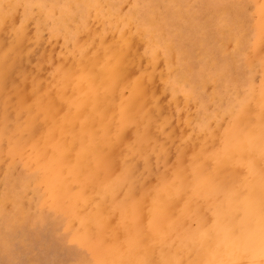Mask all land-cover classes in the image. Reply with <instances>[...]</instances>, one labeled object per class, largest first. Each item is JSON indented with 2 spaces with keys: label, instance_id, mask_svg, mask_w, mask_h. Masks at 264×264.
Masks as SVG:
<instances>
[{
  "label": "rangeland",
  "instance_id": "1",
  "mask_svg": "<svg viewBox=\"0 0 264 264\" xmlns=\"http://www.w3.org/2000/svg\"><path fill=\"white\" fill-rule=\"evenodd\" d=\"M6 1L0 0L3 3ZM15 1L12 13L16 15L17 23L28 17L30 34L34 39L39 37L44 52H51L43 73L52 76L65 46L59 33L51 34L49 28L60 17H65L73 28L80 21V11L85 9V4L77 2L78 9L74 0ZM111 3L124 13L132 14L141 23L154 21L157 41L166 62L174 59L175 78L174 75L171 77L169 85L178 91L180 101L171 106L174 115L171 127L176 132L182 127L189 132L193 128H206L210 121L215 120L221 122L224 128L229 120V110L238 109L242 102L249 101L247 98L252 95L253 88L263 85L264 55L257 56L255 49L261 47L264 53V32L260 45H257L264 29L261 19L264 0H111ZM68 9L75 10L71 18L65 15ZM79 37L75 34L70 41H76ZM167 42L171 44L170 47ZM25 62L23 58L13 63L14 72L8 75L5 85L8 91H11L12 85L37 75L36 69L30 74L20 71V66ZM66 94L69 96L58 102L60 111L66 108L67 100L78 98L70 84L66 87ZM166 94L168 99L169 94ZM15 106L14 97L5 103L0 96V264H119L125 258V250L109 247L112 235L106 230V220L96 215L82 214L86 219L84 221L74 211L77 199L89 196L87 183L92 181L97 185L96 195L108 200L112 213L110 218L114 223L140 225L145 241L165 246L173 241L177 243L173 247L185 248L187 252L180 257L179 264L195 260L199 251L202 252L204 264H235L232 259L226 263L219 261L223 251L218 248L230 244L231 240L218 223L219 209L215 210L213 205L200 203L198 215L195 218L190 216L187 224L176 227L161 226L153 218L152 205L157 203L163 189L172 186L182 199L184 196L181 193L195 186V168L190 165L191 152L180 155L177 151L179 134L170 132L168 128L166 131L173 136V143H167L169 150L166 152L150 151L153 153L151 161L140 155L138 150L134 155L136 160L133 156H125L123 160L120 155L113 154L104 178L97 179L89 169H82L80 177L86 182H82L74 172V179L69 181L67 172L52 175L57 163V149L54 148L58 140L64 138L65 128L57 125L56 135L49 136L45 143L42 138L45 136L43 125L39 123L26 128V114L24 111L17 113ZM112 114V110L107 111V118L110 119ZM186 119L191 122L189 126H185ZM98 124L95 122L93 127L96 139L103 132L102 125ZM135 127L134 123L128 124V130L124 133L125 138L128 136L127 141L138 143L145 137L150 143L149 150H154L151 145L156 144L157 139L155 124L149 130H142V133ZM216 147L213 145L212 149ZM263 151L260 149L259 155L264 160ZM211 165V162H207L205 168ZM261 175L264 177L263 168ZM209 193L216 202L222 199L216 190ZM138 194L144 196L140 206L137 204ZM78 219L81 220L76 223ZM73 221L75 226L71 224ZM118 230L116 236L122 241L127 229L123 226ZM203 237L210 242V249L201 246ZM239 264L247 263L242 260Z\"/></svg>",
  "mask_w": 264,
  "mask_h": 264
},
{
  "label": "bare ground",
  "instance_id": "2",
  "mask_svg": "<svg viewBox=\"0 0 264 264\" xmlns=\"http://www.w3.org/2000/svg\"><path fill=\"white\" fill-rule=\"evenodd\" d=\"M77 2L84 3L85 9L80 11V21L73 28L65 17H60L49 28V33H59L65 46L52 76L43 73L51 52H44L39 37L34 39L30 34L28 17L18 24L16 15L12 13L16 1L0 2V96L5 103L14 97L17 113L24 111L26 114V121L22 118L26 128L39 123L43 125L45 136L41 137L44 142L49 136L56 135L57 125L65 128L64 138L58 140L54 148L57 149V163L52 175L67 172L69 181H72L74 174L80 177L82 169H89L97 179H102L113 154L120 155L122 159L133 156L136 160V150L151 161L153 151L166 152L169 150L167 143H173V136L166 131L169 128L170 132L179 134V154L191 152L190 165L195 168V186L190 190L186 188L181 193L184 197L180 199L172 186L165 185L157 203L152 205L153 218L161 226L176 227L185 224L190 216H197L200 203L213 205L215 210L219 209L218 223L231 240L230 244L218 248L223 251L219 261L226 263L232 259L235 264L242 260L247 264H264V177L261 175L264 160L259 155L260 149H264V82L260 88H253L252 95L247 98L249 101L242 102L238 109L229 110V120L224 128L221 122L215 120L210 121L206 128H193L189 132L182 127L176 132L171 127L174 118L171 106L180 101L178 91L169 85L171 77L174 75L175 78L172 63L175 61L172 58V62H166L157 41L155 22L145 24L137 21L132 14L124 13L112 4L111 0H74L79 9ZM73 10L68 9L66 17L71 18ZM261 13L264 22V6ZM261 31L258 46L264 29ZM75 34L80 37L71 42ZM166 44L171 46L169 42ZM255 52L257 56L264 55L261 47H257ZM23 58L26 62L25 65L22 63L20 71L30 74L36 69L37 75L12 85L11 91H8L5 85L8 75L14 72L13 63ZM69 84L78 98L67 100L66 108L60 111L58 102L69 96L66 94ZM166 93L169 94L168 99ZM109 110L113 111L110 119L107 118ZM95 122L103 127L101 137L96 135L98 139L93 133ZM129 123H134L140 133L155 124L157 139L156 144L151 145L154 150H149L150 143L145 137L138 143L127 141L128 136L125 138L124 133ZM184 123L185 126L191 124L188 119ZM213 145L217 147L212 149ZM207 162L212 164L208 169L205 168ZM80 180L86 182L83 177ZM87 187L89 194H85L89 196L77 199L74 211L81 217L96 215L106 220V230L112 235L109 247L125 250V258L119 264H179L180 257L187 252L185 248L173 247L177 244L173 241L166 246L145 241L140 225H117L110 218L112 213L108 200L96 195L95 181L87 183ZM212 190L222 195L220 201L216 202L211 196L209 191ZM142 197L139 195L137 198L139 206L144 201ZM123 226L127 231L121 241L116 234ZM90 229L93 230V227ZM201 246L210 249L211 244L206 237H203ZM187 264H204L202 252L199 251L198 257Z\"/></svg>",
  "mask_w": 264,
  "mask_h": 264
}]
</instances>
